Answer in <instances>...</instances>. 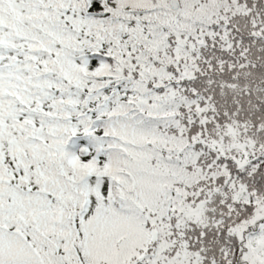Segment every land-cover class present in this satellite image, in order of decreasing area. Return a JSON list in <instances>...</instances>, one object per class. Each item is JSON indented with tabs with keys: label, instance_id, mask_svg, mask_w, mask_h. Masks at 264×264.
<instances>
[{
	"label": "snow or ice",
	"instance_id": "1",
	"mask_svg": "<svg viewBox=\"0 0 264 264\" xmlns=\"http://www.w3.org/2000/svg\"><path fill=\"white\" fill-rule=\"evenodd\" d=\"M0 264H264V0H0Z\"/></svg>",
	"mask_w": 264,
	"mask_h": 264
}]
</instances>
